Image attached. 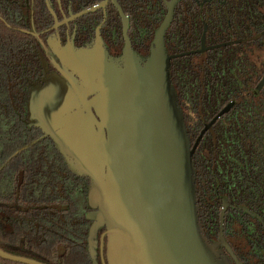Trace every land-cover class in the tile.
Segmentation results:
<instances>
[{
	"label": "water",
	"instance_id": "water-1",
	"mask_svg": "<svg viewBox=\"0 0 264 264\" xmlns=\"http://www.w3.org/2000/svg\"><path fill=\"white\" fill-rule=\"evenodd\" d=\"M179 1L167 2L168 13L145 61L132 49L128 17L120 10L121 59L110 56L99 32L88 49L52 41L72 94L30 87L28 124L52 140L72 174L89 181L88 204L96 211L87 219L106 228L110 264H227L202 228L194 155L203 135L232 104L192 146L170 77L171 60L191 53L169 56L165 44ZM207 30L206 24L195 53L206 50ZM220 46L225 44L211 48ZM263 85L264 78L257 92ZM0 258L43 264L2 249Z\"/></svg>",
	"mask_w": 264,
	"mask_h": 264
},
{
	"label": "trees",
	"instance_id": "trees-1",
	"mask_svg": "<svg viewBox=\"0 0 264 264\" xmlns=\"http://www.w3.org/2000/svg\"><path fill=\"white\" fill-rule=\"evenodd\" d=\"M7 1L0 0V6L7 9V15L4 16L6 23L0 19V149L6 147L9 150V146L13 149L12 145L21 142L18 139L15 141V137L11 136V127L17 128L22 125L21 122L16 121V115L12 110L14 106L19 107L22 104L18 103L21 102V97L24 98V94L17 92V86L22 84L25 66H33L35 63L36 56L32 48L36 40L11 29V27L18 28L17 12L22 10L23 0ZM215 3L219 7L220 4ZM242 3H244L243 14L236 16L232 15L230 9L232 8L230 6L234 5L233 0L227 1L226 5L232 21L231 17L227 19L223 10L221 13L219 7L221 17L212 21L211 40L227 41L229 35L225 30L234 26L239 30L241 25L245 29L250 28L248 36L264 31V0H242ZM187 6L188 4L180 3L176 13L178 20L168 33L176 41V46L172 45L174 53L186 49V45L182 42L185 32H191L189 39H192L190 42L192 45H199L201 40L202 24L196 27L195 33L180 24L182 18L178 15L185 12ZM189 7L191 10L199 11L196 4ZM164 14L157 15L155 29L159 27ZM40 16L43 22L49 21L48 13L45 16L41 13ZM218 28L223 29L220 32L222 35L216 36L215 32L219 31ZM235 35L241 38L244 33L237 31ZM27 38L32 41L29 46L26 45ZM168 47L170 48V42ZM233 51H238L239 56L233 57ZM211 54L212 60L199 59L198 56L176 60L173 69L176 73L173 83L180 91L187 118L195 125V130L192 131L194 137L200 133L205 122H209L226 105L235 101L234 109L215 123L195 152L198 202L201 197L198 188L200 181L204 183L208 181L213 188L218 186L217 182L234 183V188L244 193L251 191L262 200L264 199V87L258 92L256 89L264 76V36L256 41L221 48ZM49 149L47 145L41 144L37 148L33 147L25 151L21 156L37 157L41 155L39 150L45 152ZM19 162L21 161L16 159L10 165H6V157L5 159L0 157V168L4 167L0 173V248L11 255L44 264H57L55 244L51 239L55 233L59 236L61 230L68 231L67 226L71 219L85 220L86 215L82 212L85 210L84 206L86 207V193L80 187L79 191L74 190L75 186L70 185L65 178L59 180V184L56 185L52 179L36 176L32 170L29 175L26 173L25 177L22 174L15 178L12 167ZM37 163L26 164L37 170ZM47 163H40L41 171L46 176L56 170L53 165V171L47 169L45 172ZM210 164L212 172L229 174L227 179L217 177L214 173V176L210 175L209 178L203 177L205 167ZM61 171L66 172V169L63 168ZM34 177H39L35 179L38 185L44 183L45 185L32 186L28 189L25 184L31 183V178ZM45 181L48 183L51 181V188ZM212 195H215L214 191ZM209 197L211 198L210 194ZM59 222L66 223V226L62 229ZM0 264L21 263L0 258Z\"/></svg>",
	"mask_w": 264,
	"mask_h": 264
},
{
	"label": "flooded vegetation",
	"instance_id": "flooded-vegetation-1",
	"mask_svg": "<svg viewBox=\"0 0 264 264\" xmlns=\"http://www.w3.org/2000/svg\"><path fill=\"white\" fill-rule=\"evenodd\" d=\"M172 1L173 0H116L115 3L114 0H23L21 2L22 10L17 12V19H19L18 28L11 27L7 24L11 29L18 30L36 40L32 48L36 60L33 66H25L22 84L17 86V92L21 95L24 94V98L21 97V102L18 104H22L19 107L17 105L14 106L12 110L16 115V121L21 122L22 125H19V127L17 126V128L11 127V136L15 137V141L18 139L21 140V142L12 145L13 149H11L10 146L9 150H7L6 147L0 149V157L4 159L6 157V165H10V163L16 159L21 161L12 167L13 173L15 172V178L22 174L24 176L26 173L29 175L31 170L36 176L52 179V182L56 185L59 184V180L62 181L63 178H65L69 181L70 185L72 184L75 186L74 190L79 191V187L82 188V190L84 189L83 191H85L87 197L85 201L86 207L84 206L85 210L82 212V214L85 213L86 215L85 220L75 221L71 219V221H67L69 230H61L59 236L55 233L54 239H51V242L55 244L57 264H110L108 258V238L106 236L107 230L104 226H98L97 223L87 219L89 213L96 211L88 204L89 181L72 174L63 157L55 149L52 140L49 137H45L40 128L29 126L28 104L30 87L34 85V87L37 88V92L52 90L65 94H72L69 90L73 91V85L71 82L66 81L61 74L60 67H62V64L50 47L52 41L59 42L62 47L69 45L75 47L77 50L88 49L94 46L99 32L103 45L110 56L114 59H121L124 52L125 39L120 10L128 17L127 35L130 39L132 49L139 58L145 61L150 56L155 33L168 13L167 2ZM227 1L231 0L179 1L175 9L173 23L167 30L165 37L166 52L169 56L191 53L190 55L173 58L171 60L170 77L184 113V121L192 146L195 145L205 127L226 107L232 104L231 109L212 124L210 129L199 141V144L204 136L212 130L215 123L234 109L235 101H231L209 122H205L200 133L194 137L195 135L192 134V131L195 130V125L187 118L185 106L181 102L182 96H180V91L173 83L176 77V73H174L173 70L175 61L192 56H198L199 59L212 60L211 53H215L221 48L256 41L264 36V31L253 36H248L250 28L245 29L241 25V30L235 26L232 29L225 30L229 35L227 41L211 40L212 21L215 19L218 20L221 17L222 10L227 19L231 17L232 21V16H229L228 6L226 5ZM11 2H13V0H11ZM48 2L56 17L51 13ZM181 2L185 5L188 4V6L185 12L178 15V17L182 18L180 24L193 32L196 27L202 24L203 30L199 45H192L190 43L192 39H189L191 32H185L182 42L186 45V49L180 53H174L172 45L176 46V41L173 40L168 33L172 29L175 21L177 22L178 20L176 13ZM215 2L220 4L221 13ZM194 4L199 7V11L191 10L189 6ZM233 4V6H230L232 7L230 8L232 15L239 16L243 14L242 9L244 8V3H242V0H233ZM93 7H98V9L74 18L76 15ZM164 11H166L165 14ZM0 12L2 13L0 19L5 21L4 16L7 15L6 7L0 6ZM41 13H43L44 16L48 13V22L42 21V16H40ZM159 14H164V17L159 27L155 29L157 23L156 17ZM206 24L208 27L205 44L206 50L203 53H195L202 47L201 42ZM218 29L219 31L215 32L216 36L222 35L220 32L223 29ZM237 31L244 33L243 37H236L235 32ZM152 32L153 39L151 40ZM258 35H261L258 39L249 40ZM30 42L32 41L27 38L26 45L29 46ZM168 42H170V48L168 47ZM223 44H225V46L211 48ZM238 56V51H233V57ZM241 56L243 57L244 55L241 53ZM215 75L217 74L215 73ZM263 87L264 85L262 88ZM27 141L28 143H26ZM8 144H10V142H8ZM41 144L47 145L50 149L45 152L39 150L41 155L37 157L21 156L25 151L33 147L37 148V146ZM32 162H38L37 170L32 168L31 165H27ZM41 162H48L47 165L49 164L45 166V172H47V169L53 171V165H55L56 168L55 172L48 173L47 176L44 175L41 171ZM22 164L26 165L22 166ZM63 168L66 169V172L61 171ZM3 169L4 167L0 168V173ZM205 169L206 171L202 174L205 178H209L210 175L214 176L213 173L216 174L217 177H225V179L229 176L226 172H212L211 164L207 165ZM208 171L210 173H208ZM38 178L39 177L31 178L32 182L25 184L27 188L29 189L32 186H44L45 183L43 185H38V181L35 180ZM45 182L49 185V188H51V181H49V183L47 181ZM206 182L207 183L200 181V184H198L201 196L198 202L200 203V220L206 237L217 247L218 252L227 264H264V199L261 200L251 191L248 193L239 191L237 188H234V183L231 184L227 181L217 182L218 186L213 188L208 181ZM230 187L232 188L230 189ZM212 191H214L215 195H212ZM59 225L63 229L66 223L59 222ZM62 233L63 235H61ZM65 233L66 235H64Z\"/></svg>",
	"mask_w": 264,
	"mask_h": 264
}]
</instances>
